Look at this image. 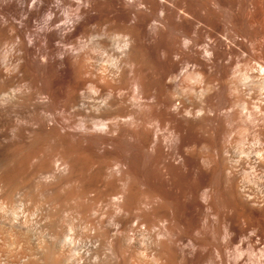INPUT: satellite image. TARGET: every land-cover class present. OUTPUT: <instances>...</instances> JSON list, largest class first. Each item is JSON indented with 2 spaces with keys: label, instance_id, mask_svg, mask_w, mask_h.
Returning a JSON list of instances; mask_svg holds the SVG:
<instances>
[{
  "label": "rangeland",
  "instance_id": "obj_1",
  "mask_svg": "<svg viewBox=\"0 0 264 264\" xmlns=\"http://www.w3.org/2000/svg\"><path fill=\"white\" fill-rule=\"evenodd\" d=\"M55 2L46 0L38 3V0H29L26 10H22L20 3L8 7V13L3 12L6 5L2 4L0 37L5 35L12 39L7 45L0 44V71L3 78H10L15 72L19 78L24 75L18 71L25 64L23 49L18 46L19 31L27 33L26 42H31L28 47L32 53L40 49L39 43L48 38H58L62 32L72 41L84 40L75 35L74 30L78 28L76 25L62 27L59 24H46V14L50 9L57 18L66 14L67 5L56 7ZM178 2L181 7L180 16L171 17L169 10L162 15V24L155 23L156 30L146 27L143 37L135 45V50H141L148 62L147 66H150L145 70L146 76H150L151 81L155 80L160 88L163 83L168 87L173 102L170 103L171 109H166L163 103L166 91L162 89V92L160 88L161 92L157 90L159 93H155L154 97L143 98L138 106L131 98L127 67L123 68L119 63V68L122 65L121 69L125 71L120 69V73H116L112 61L114 54L110 51H107L106 57L94 56V74L98 73L95 68L98 62L103 60L106 66L105 82L94 78L87 81L84 87L91 85L100 91L109 92L105 107L97 111L98 114L95 112L98 116H93L103 120V117L110 118L114 113L120 115L113 121L116 124L114 136L126 132L128 137L119 150L131 162L144 184L143 188L157 189L163 194V201L171 204L168 214L174 224H169V228L172 227L171 235L156 236L140 231L133 237L135 245L144 248L152 245V249L156 246L155 251L158 253L162 249L160 257L152 256L154 251L151 252L150 248L149 253L147 249V264H165L166 254L174 256V259L170 258L174 264H255V259L264 250V230L260 227L264 222V198L255 201L248 199L257 193V187L244 182L243 168H240L245 158L243 154L249 148L261 149L262 168H257L254 174L264 172V140L255 135L257 128L264 126V113L256 109V102L249 105L248 111L240 108L231 110L227 102L228 91L225 89V93L223 91L221 94L224 102L214 114L207 116L206 102L200 93L204 70L200 66L203 64V56L199 52L200 47L207 43V35H210L211 40L216 41L213 45L218 52V67L224 74L222 80L229 84L242 69L248 54L253 56L264 50V0ZM92 4V8L83 16L89 18L87 28L94 32L91 36L93 38L96 34L92 19L96 17L102 20L120 17L124 23L133 21V15L119 10L116 4L104 0H96ZM33 5L38 6L37 10L43 9V13L40 11L35 15ZM147 14L148 11L144 9L140 17ZM27 16H31L28 22ZM170 28L174 29L173 35L168 33ZM183 40H189L193 45H185ZM130 53L127 51V54ZM27 60L29 90L43 87L56 97L72 89L82 71L77 62L63 64L61 57L51 54L48 58H34L31 55ZM259 88L260 84L253 82L252 93L258 94ZM39 101L36 100V104L43 106L38 107V110L47 123L45 129L49 134L51 132V137L55 134L57 138L53 136L54 142L50 137L48 141L53 140V143L47 141L44 148H63L83 155L113 150L111 146L92 148L84 141L75 143L69 137L74 132L67 127L77 119H71L72 116L62 114L46 103H37ZM188 102L194 111L202 113H185L191 107ZM104 109L107 110L105 115L108 113L106 116L103 115ZM129 117L135 120L134 125H130ZM33 120L34 115H31L29 122L32 126ZM22 123L14 113L8 121L0 118V175L15 166L7 156L12 143L9 139ZM230 134L234 135V140H230ZM139 135L155 140V150L148 146L144 154H141L135 142V136ZM63 138L68 140L67 143L61 140ZM235 162H239L237 166ZM204 192L208 195L205 200L201 198Z\"/></svg>",
  "mask_w": 264,
  "mask_h": 264
},
{
  "label": "bare ground",
  "instance_id": "obj_2",
  "mask_svg": "<svg viewBox=\"0 0 264 264\" xmlns=\"http://www.w3.org/2000/svg\"><path fill=\"white\" fill-rule=\"evenodd\" d=\"M43 1L46 0H38V3ZM104 1L116 4L119 10L132 14V23H124L120 17L112 20L96 17L92 19L96 34L93 38L94 32L87 28L89 18L83 15L96 0H56V7L67 5L66 14L57 18L50 9L46 14V24H59L62 27L76 25L75 35L84 40L72 41L62 32L58 38H48L39 43L40 49L32 53L28 47L31 42H26L27 33L19 31L18 46L23 49L25 64L18 71L24 75L19 78L15 72L10 78H3L0 71V118L8 121L14 113L23 122L9 139L12 143L7 156L15 166L0 175V264H147L150 251H154L151 254L156 257L162 249L158 253L156 246L152 249L151 245L152 250L149 251L150 248L135 245L133 237L140 231L156 236L172 234L169 224L173 220L168 218L171 204L163 201V194L157 189L143 188L144 184L131 162L119 150L128 137L126 132L114 136L116 124L113 121L120 115L114 113L110 118L103 117V120L94 117L95 112L105 107L109 92L84 85L94 78L105 82L106 66L101 60L95 66L98 73L94 74V56L106 57L107 51H110L114 54L112 61L115 72L120 73L122 65L128 69L132 100L140 106L143 98L154 97L160 86L155 80L152 82L150 76H146L145 70L150 66H147L148 62L141 50L136 51L135 45L143 37L146 27L156 30L154 24H162V15L169 10L171 17L180 16L179 0ZM28 2L0 0V9L4 3L6 6L2 10L8 13V7L21 3L24 11L29 6ZM37 7L32 6L36 9L35 15L43 10H37ZM144 9L148 14L140 17ZM30 17H26L27 22ZM168 33L173 35L174 29L170 28ZM168 37L171 39V36ZM206 38L207 43L200 47L199 52L203 56L200 66L204 75L200 93L206 102L205 114L208 116L218 110L224 102L221 94L225 89L228 91L227 102L231 110L240 108L248 111L249 105L256 102V109L264 113V50L253 56L248 54L242 69L227 84L223 82L224 74L218 67V52L213 45L216 41H212L210 35ZM11 41L5 35L0 37L2 45ZM183 42L188 46L193 45L189 40ZM127 51H131V55ZM49 54L61 57L63 64L77 62L82 70L72 89L58 97L43 87L31 91L27 83L28 57L48 58ZM119 63L122 64L120 68ZM255 81L260 84L258 94H253L251 90ZM167 88L163 83L160 89L166 91L163 102L166 109H171L172 96ZM36 100H40L37 103H46L62 114L72 116L71 119H77L67 127L74 132L69 137L75 143L84 141L92 148L111 146L113 150L83 155L63 148H44L51 132L49 134L45 129L47 123L38 110L42 105L36 104ZM190 106L185 112L188 115L194 111ZM105 111L104 116L108 114L105 115ZM194 112L202 113L199 110ZM31 115H34L33 126L29 122ZM129 123L134 125L135 120L129 117ZM255 135L264 140V126L258 127ZM64 138L61 140L67 143L68 140ZM229 138L234 140V135L230 134ZM135 142L141 154L148 146L155 150V140L148 139L146 135L135 136ZM260 151L252 148L245 154L241 151L245 155L240 168H243V180L257 187V193L248 198L252 201L264 198V172L254 174L257 168H262ZM97 159L101 160L95 161ZM235 163L237 166L239 162ZM207 197L206 192L201 196L204 200ZM260 227L264 230V222ZM166 255L165 264H174V256ZM255 264H264V250L255 259Z\"/></svg>",
  "mask_w": 264,
  "mask_h": 264
}]
</instances>
